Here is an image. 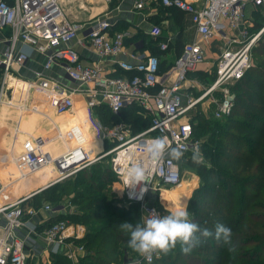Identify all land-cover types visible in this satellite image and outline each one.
Wrapping results in <instances>:
<instances>
[{
    "label": "built area",
    "instance_id": "2783aa9c",
    "mask_svg": "<svg viewBox=\"0 0 264 264\" xmlns=\"http://www.w3.org/2000/svg\"><path fill=\"white\" fill-rule=\"evenodd\" d=\"M134 2L137 9L144 8V0ZM162 4L190 14L198 39L185 44L182 54L164 72L160 69L161 59L149 54L140 61L116 60L122 73L110 76L103 67V61L124 53L127 34L112 33V25L106 19H96L85 25L71 22L64 16L61 0H0V31L10 29L12 33L4 39L8 46L0 58V111L3 107L26 111L28 100L35 103L41 100L47 102L57 115H65L73 111L76 95L83 94L89 126L99 139L112 145L93 154V149L83 143L82 129L76 127L70 131L75 145L53 156L45 149L50 139L28 136L21 142L19 156L15 159L16 168L23 178L50 165L56 171L47 185L50 187L107 159L116 178L114 184L127 201L139 204L142 220L152 211L159 216L168 214L150 199V192L180 185L183 181L180 163L189 153L200 152L201 143L193 138L188 113L206 97L212 96L209 102L214 107L213 116L220 119L231 115L235 100L231 87L252 67V51L263 32L260 30L250 35L247 28L239 29L248 19L246 11L249 7L264 11V0H202L200 6L196 0H162ZM235 31L237 38H231ZM151 34L158 39L162 31L154 27ZM76 39L79 44L93 49L99 57L97 63L85 64L82 61L78 51L69 46ZM215 41L222 42L221 53L215 63V81L198 96L193 92L183 94L189 75L198 71L207 60V45ZM18 42L24 43L28 52L43 55L46 61L44 69L34 72L33 78L21 79L28 84V87H22L26 97L16 103V87L11 83L17 78H12V70L14 65L25 67L30 59V52L17 49ZM169 42H159V51H167ZM54 66L61 68L84 90L67 91L47 77L45 72ZM216 92L221 93L220 97L214 96ZM101 105L118 117L128 107L138 105L151 117L152 124L139 133H134L130 124L124 121L103 125L93 113L94 108ZM33 110L37 108L33 107ZM157 137L165 138L171 147L179 148L183 152L182 158L175 160L166 155L152 164L144 146ZM66 138L57 131L55 140L65 142ZM137 163L149 169V176L148 181L132 188L126 183V170ZM142 188L146 191H141ZM41 191L4 199L3 194L7 192L0 179V264H28L32 257H38L39 241L46 243L48 254L62 253L74 264L84 254V247H76L72 239L86 236L87 226L81 225L83 231L80 232L73 223L59 221L39 231L38 226L29 220L40 213L65 211L63 207L54 208L47 203L40 209L28 206L26 202ZM159 257L160 253H153L150 257L138 254V258L124 264H153Z\"/></svg>",
    "mask_w": 264,
    "mask_h": 264
},
{
    "label": "trees",
    "instance_id": "16d2710c",
    "mask_svg": "<svg viewBox=\"0 0 264 264\" xmlns=\"http://www.w3.org/2000/svg\"><path fill=\"white\" fill-rule=\"evenodd\" d=\"M256 48L257 64L231 87L235 95L231 115L216 119L212 114L209 118L196 114L190 119L193 138L200 141L205 161L194 159L196 154L189 153L180 163L181 170L183 173L189 168L200 176V189L191 198L194 212L190 213H196V224L212 235L205 238L197 233L200 242L189 253L177 244L167 254L160 253L153 264H264V33ZM168 68L161 62L162 72ZM93 111L103 125L124 121L134 133L152 124L151 117L138 105L128 107L121 117L105 105ZM113 182L116 178L109 162L107 166L98 162L27 202L35 209L47 201L54 208H65L38 226L39 231L59 221L87 226L86 236L73 240L85 249L77 264H124L126 252L138 254L129 248V234L121 231L119 224L142 223L140 206L127 200L125 205H119L118 195L112 192ZM66 197L77 205L78 213L67 210L62 201ZM217 224L231 229L235 251L230 252L228 245L216 239ZM49 263L74 264L62 253H50Z\"/></svg>",
    "mask_w": 264,
    "mask_h": 264
},
{
    "label": "crops",
    "instance_id": "0c3cea01",
    "mask_svg": "<svg viewBox=\"0 0 264 264\" xmlns=\"http://www.w3.org/2000/svg\"><path fill=\"white\" fill-rule=\"evenodd\" d=\"M196 1H198L199 6L202 4V0ZM61 7L64 16L71 22L85 25L96 19H106L112 25V33L119 32L127 34L125 38L124 53L117 58H106L103 61V67L105 71L110 74V76H115V74L118 73V70H120L118 69L116 60L124 59L140 61V59L146 57L147 55L153 54V52H156V55L161 59V62L165 67H169V65H171L182 54L185 44L198 39L197 29L192 22L191 15L164 6L162 4V0H144V8L141 10L135 7L134 0H61ZM254 11L256 10H252V8L249 7L246 12L247 18L252 17L254 15ZM154 27H158L162 31V34L158 39H154L151 34ZM243 28H246V22L240 27L239 31ZM11 34L10 29L0 31V58L7 50L8 46L6 40L4 39L9 38ZM236 34L238 33L235 31V33L231 34L232 36L230 37L237 38ZM162 41H170L169 49L167 51L158 52L156 47H158V43ZM221 45L222 42L219 41H215L214 43L207 45V60L200 66L198 71L189 75L183 94L193 92L196 96H198L204 91V89H201L202 79H208L209 77L214 76L213 71L215 74V67H212L213 64L206 63L208 62V59H214L216 61L217 57L221 53ZM69 46L78 51L85 64H94L98 62L99 57L93 49L89 46L85 47L79 44L77 39L71 41ZM17 49L20 51H27L24 43L22 42L17 43ZM29 52L30 59L27 65L25 67L14 65L12 70V78L16 77L17 80L18 78L20 80H15L11 83V86L16 87V94L14 96V101L16 103L20 99L22 100L26 97V92L22 87H28V84L25 81H21V79H31L34 77V72L44 69V63L46 61L45 57L35 51ZM121 73L122 71L120 70V73L117 75H120ZM45 74L47 77L61 84L67 91L84 90L83 86L70 80L61 68L54 66L49 71L45 72ZM75 101L76 105L73 111L65 115H57L54 109L47 102L45 103L41 100L36 103L35 101L33 102L28 100L27 105L29 108L26 111H20L16 107H3L1 109L0 159H4L6 157L8 150H13L15 152L12 159L13 161L10 163L8 168V171L12 174V177L14 176V179L5 187V192H15L14 190L18 192L17 195L12 193V197L29 196L32 193H36L47 186L52 181L54 173L56 174L54 168L48 165V167H45L36 173L28 174V178L30 177V180L32 179V176L35 178L38 175L41 179L39 184L35 183L34 186H36V188L34 190L31 189L32 191L28 192L27 189L29 188H27V185L20 184L23 181L28 183L29 179L27 177V180L22 179V175H19L16 165L13 162H15V159L19 156L21 142L28 136H41L44 139H50L45 149L55 156L67 151L71 146L75 145L70 131L79 127L83 131V143L85 146L93 149V154L105 150V146H107L108 143H104L103 140L97 137L86 120L87 116L84 104V95H76ZM33 107L37 108V110H33ZM213 111L214 107L211 104L209 110L204 111V114L209 112V114L213 115ZM57 131L63 133V135L67 137V141L64 142L60 139L55 140ZM34 182H36V179ZM163 190L164 189H162V191ZM118 191L119 193L121 192L120 189H118ZM53 215L54 214L48 212L40 213L39 216L32 217L29 220L33 225L40 226L42 223L47 222V220ZM74 225L81 230L80 232L83 231L81 224ZM21 233L24 234V231H21ZM84 237L85 236H83V238ZM45 244L46 243L43 241H39V245L36 249V255L39 258H43L45 255L48 256ZM74 245L76 247L81 246L76 245L75 243Z\"/></svg>",
    "mask_w": 264,
    "mask_h": 264
},
{
    "label": "clouds",
    "instance_id": "9594fccd",
    "mask_svg": "<svg viewBox=\"0 0 264 264\" xmlns=\"http://www.w3.org/2000/svg\"><path fill=\"white\" fill-rule=\"evenodd\" d=\"M145 151L152 164L158 163L166 155L175 160H180L183 152L179 148L171 147L165 138L157 137L145 144ZM197 159V157H194ZM149 169L141 164H133L126 170V183L135 188L141 182L148 181ZM146 191V189H141ZM121 231L129 234L128 246L141 256L150 257L153 253L167 254L177 244L181 245L184 253H189L200 241L197 233L202 237L212 235L208 229H201L198 224L189 219V212L185 207L175 208L169 214L159 216L150 212L142 223L122 222L119 224ZM215 237L229 246V251H235L232 245V231L223 224L215 226Z\"/></svg>",
    "mask_w": 264,
    "mask_h": 264
},
{
    "label": "rangeland",
    "instance_id": "374dc122",
    "mask_svg": "<svg viewBox=\"0 0 264 264\" xmlns=\"http://www.w3.org/2000/svg\"><path fill=\"white\" fill-rule=\"evenodd\" d=\"M247 12V11H246ZM246 28L248 29V34H252V33H256V32H259L260 30H263L261 36L263 35L264 33V11L258 9L256 11H254V15L252 17H248L247 21H246ZM259 30V31H258ZM257 46V43L256 45L254 46V49H253V54H252V66L254 64H257V58L256 56L254 55V50L257 49L256 48ZM220 53V52H218ZM220 55V54H219ZM210 61V62H209ZM214 59H208V62L206 64H213L212 67H215V63H214ZM213 75H214V71H213ZM210 79H212L213 81H210ZM214 82V76L209 78V79H202V86H201V89H205L207 87H209V85H212ZM233 86V85H232ZM221 93L219 92H216L214 94L215 97H220ZM212 96H208L206 97L201 103L198 104V108L191 111L190 113H188V115H190L191 117L193 115H196V114H204V111H208L209 108L211 107V103L209 102V99L211 98ZM211 114H209V112H207V114L205 115V117H210ZM112 145H110L108 143L107 146H105V149H109L111 148ZM201 152L197 153L195 155V157H197V159L199 161H205V158L203 156V151L200 150ZM9 153V154H8ZM15 155V152L13 150H8L7 154H6V157L4 159H0V179L3 181V183L5 184V187L7 184H9L11 181H13L14 179V176L12 177V174L8 171V168H9V165L10 163L13 161V157ZM15 159V158H14ZM13 163H17V160ZM103 165L107 166L108 165V160L107 159H104L102 162H101ZM18 172H19V175H22V173L19 171L18 169ZM24 173V172H23ZM26 173V172H25ZM55 173H54V177H55ZM23 176V175H22ZM32 179L30 180V177L28 178V183H26V181H23L22 183H20L21 185L24 184V185H27V189L28 192L34 190L36 188L35 183L39 184L40 183V177L39 175L36 176L35 178H33V176L31 177ZM23 180H27L26 178H23ZM36 179V182H34ZM53 179V178H52ZM200 176L199 174H197V172L195 170H190L189 168H186L185 171L183 172V184L180 185V187L176 188V190H174L175 188H163L164 190H167L168 192L171 191V190H174L172 191V195H173V198L171 199L170 202H165L162 200V194L161 192L162 191H157V190H154L152 192H150V199L151 200H156L157 201V206L160 208V210H165L167 212L170 213L171 210L175 209V208H179V207H185L187 209V211L189 212V219L194 222V223H197L198 219H197V215L196 213L192 214L190 212H192L194 209H191V208H195L194 204V201H191V198L193 197L194 198V194L197 193V191L200 189ZM46 183V182H44ZM114 183V182H113ZM46 187V186H45ZM49 187V186H48ZM184 187V188H183ZM32 189V190H31ZM15 192H7V193H4L3 194V198L4 199H9V198H13L12 196V193L15 195H17V191L14 190ZM112 192H114L116 195H118V204L119 205H125V198L124 196L122 195V193L118 191V186L117 184H114L113 188H112ZM170 193V192H169ZM159 194L161 196H159ZM8 197V198H7ZM15 198V197H14ZM192 198V199H193ZM70 198L66 197L64 198L62 201L64 202V205L66 206L67 210H71L72 212L71 213H78V208H77V205L76 204H73L70 202L69 200ZM46 202V201H45ZM48 204H50V202L47 201ZM194 212V211H193ZM84 225V224H83ZM86 226V225H85ZM88 232V231H87ZM131 251H128L126 252V256H125V263L128 262L130 259H136L138 258V254L136 255H133L130 253ZM49 257H50V254L45 255V257L43 256L42 257H32L31 258V264H50L49 263ZM44 260V261H42ZM51 261V259H50Z\"/></svg>",
    "mask_w": 264,
    "mask_h": 264
},
{
    "label": "bare ground",
    "instance_id": "6f19581e",
    "mask_svg": "<svg viewBox=\"0 0 264 264\" xmlns=\"http://www.w3.org/2000/svg\"><path fill=\"white\" fill-rule=\"evenodd\" d=\"M181 183H180V185H181ZM180 185H178L177 187L179 188ZM177 187H174L175 188L174 190H176ZM174 190L169 191L170 193L167 190H163L162 191V200L165 202H170L171 199L173 198L172 191H174Z\"/></svg>",
    "mask_w": 264,
    "mask_h": 264
},
{
    "label": "water",
    "instance_id": "95a60500",
    "mask_svg": "<svg viewBox=\"0 0 264 264\" xmlns=\"http://www.w3.org/2000/svg\"><path fill=\"white\" fill-rule=\"evenodd\" d=\"M47 188H49L48 186L47 187H44L42 190H45V189H47Z\"/></svg>",
    "mask_w": 264,
    "mask_h": 264
}]
</instances>
